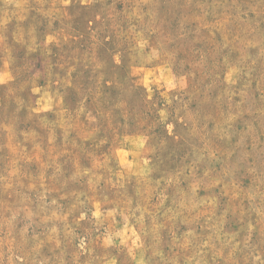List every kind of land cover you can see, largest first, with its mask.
I'll list each match as a JSON object with an SVG mask.
<instances>
[{
  "label": "rangeland",
  "instance_id": "374dc122",
  "mask_svg": "<svg viewBox=\"0 0 264 264\" xmlns=\"http://www.w3.org/2000/svg\"><path fill=\"white\" fill-rule=\"evenodd\" d=\"M0 264H264V0H0Z\"/></svg>",
  "mask_w": 264,
  "mask_h": 264
}]
</instances>
